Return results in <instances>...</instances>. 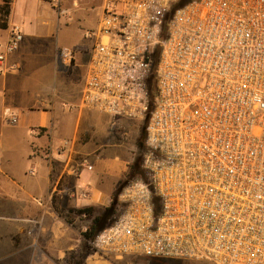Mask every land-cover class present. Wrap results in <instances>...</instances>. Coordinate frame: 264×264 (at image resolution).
Returning <instances> with one entry per match:
<instances>
[{"label": "built area", "instance_id": "obj_1", "mask_svg": "<svg viewBox=\"0 0 264 264\" xmlns=\"http://www.w3.org/2000/svg\"><path fill=\"white\" fill-rule=\"evenodd\" d=\"M176 1L107 0L84 33L92 42L82 106L109 115L112 128L119 118L145 120L146 145L143 175L122 187L119 211L90 248L100 257L264 264V0ZM22 40L12 25L0 73L16 67L6 58ZM72 60L62 51L64 67ZM78 165L94 167L86 156Z\"/></svg>", "mask_w": 264, "mask_h": 264}, {"label": "crops", "instance_id": "obj_2", "mask_svg": "<svg viewBox=\"0 0 264 264\" xmlns=\"http://www.w3.org/2000/svg\"><path fill=\"white\" fill-rule=\"evenodd\" d=\"M106 2L82 0L72 8L70 0H61L59 6L54 0L11 1L6 26L0 27V46L14 24L23 40L6 58L7 65L16 67L0 73V195L13 196L21 205L32 201L37 210L52 198L91 204L106 200L111 184L105 179L99 183L101 158H95L92 170L78 165V156L94 152L93 140L104 135L111 120L81 104L92 42L84 33L97 26ZM72 20L85 30L79 29L75 40L60 48L54 31ZM65 50L73 52L68 68L61 62ZM6 110L16 115L15 123L8 121ZM123 121L135 120H117ZM65 139L70 142L62 147ZM84 189L89 190L86 199L79 195Z\"/></svg>", "mask_w": 264, "mask_h": 264}, {"label": "rangeland", "instance_id": "obj_3", "mask_svg": "<svg viewBox=\"0 0 264 264\" xmlns=\"http://www.w3.org/2000/svg\"><path fill=\"white\" fill-rule=\"evenodd\" d=\"M82 28L85 26L74 23V20L65 27L60 25L54 31L60 48L74 41ZM84 44L86 47L89 45L87 41ZM116 123L113 128L109 123L104 135L95 137L94 152L78 156V159L86 156L92 163L96 157L101 158L103 169L100 174L103 178L99 183L105 179L104 182L111 184L105 201L71 203L52 198L37 210L30 200L28 204L21 205L13 196L0 195V264H214L207 260L140 254L93 255L89 242L85 243L83 237V231L89 227L92 218L70 209L92 206L93 216L102 217L99 226H105L119 211L122 187L129 180L143 175L145 120Z\"/></svg>", "mask_w": 264, "mask_h": 264}, {"label": "trees", "instance_id": "obj_4", "mask_svg": "<svg viewBox=\"0 0 264 264\" xmlns=\"http://www.w3.org/2000/svg\"><path fill=\"white\" fill-rule=\"evenodd\" d=\"M11 1L12 0H2L1 4H0V27H5L6 26V22H7V18L8 15L10 13V6H11ZM189 0H177L173 7H176L178 5H181L185 2H187ZM157 49L155 50V52L153 53V58H154V64L153 67L151 69V74H150V78L148 81L149 84V88H150V95L151 97H153V86H154V67H155V63L157 61ZM132 172H134V169H132ZM72 212L78 213V214H86L89 217L92 218V222L89 225V227L83 231V237H84V241L85 243L92 238V236L98 231L100 230L102 227H104V225L99 226L100 221L102 220V217L100 216H93V207L91 206H86V207H79V208H72L70 209Z\"/></svg>", "mask_w": 264, "mask_h": 264}]
</instances>
